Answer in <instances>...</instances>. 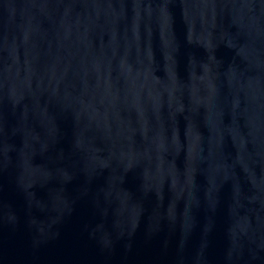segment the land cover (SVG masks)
Returning a JSON list of instances; mask_svg holds the SVG:
<instances>
[{
  "label": "water",
  "instance_id": "95a60500",
  "mask_svg": "<svg viewBox=\"0 0 264 264\" xmlns=\"http://www.w3.org/2000/svg\"><path fill=\"white\" fill-rule=\"evenodd\" d=\"M0 264H264V0H0Z\"/></svg>",
  "mask_w": 264,
  "mask_h": 264
}]
</instances>
